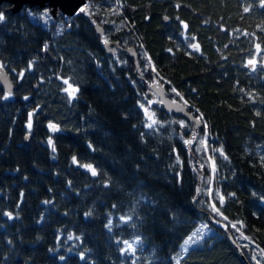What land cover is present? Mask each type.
Instances as JSON below:
<instances>
[{
	"label": "trees",
	"instance_id": "trees-1",
	"mask_svg": "<svg viewBox=\"0 0 264 264\" xmlns=\"http://www.w3.org/2000/svg\"><path fill=\"white\" fill-rule=\"evenodd\" d=\"M262 3L87 0L84 14L69 16L1 2L0 66L13 91L4 99L0 89V264H176L182 241L212 215L208 189L236 247L210 226L178 264H256L254 249L264 256ZM45 8L51 18H41ZM105 41L118 43L114 56ZM155 79L202 121L193 146L184 143L193 125L152 102L156 122L146 125ZM124 241L137 246L123 251Z\"/></svg>",
	"mask_w": 264,
	"mask_h": 264
},
{
	"label": "water",
	"instance_id": "water-1",
	"mask_svg": "<svg viewBox=\"0 0 264 264\" xmlns=\"http://www.w3.org/2000/svg\"><path fill=\"white\" fill-rule=\"evenodd\" d=\"M1 2H7L12 5V12L19 11L23 6H33L36 5L40 8L48 6L52 10H59L62 13L73 16L77 12L81 5L86 3V0H0ZM84 14L85 12H80ZM93 29L95 34L102 39L103 31L102 27L96 23H93ZM119 45L117 42L107 41L102 42V49L108 56H114ZM126 58L132 60L135 71L138 72V65L136 61V52L134 48L130 47L125 50ZM0 89L5 94L9 95L13 91V84L10 81L9 76L5 70L0 66ZM146 96L148 99L154 103L157 107H161L166 113H171L173 115L180 116L186 123L192 124L194 130L200 129L202 127V121L195 117L191 112L188 111L187 106L176 100H171L166 95V90L159 79H155L152 83L146 85ZM28 140V135L25 136L23 144L26 145ZM208 224L226 233L228 240L231 245L236 247L232 237L226 232V225L217 219L208 218Z\"/></svg>",
	"mask_w": 264,
	"mask_h": 264
},
{
	"label": "rangeland",
	"instance_id": "rangeland-1",
	"mask_svg": "<svg viewBox=\"0 0 264 264\" xmlns=\"http://www.w3.org/2000/svg\"><path fill=\"white\" fill-rule=\"evenodd\" d=\"M86 2H87V0H86ZM136 73L139 74V70ZM149 102L150 101L147 98V104H146V106H144V112H145V115H146V125L147 126H149V125L152 126V125L155 124L156 121H155L154 116L152 115V113L149 110ZM187 131L189 132V137L187 139H185V141H190V143H185V141H184V143L189 148V147H191V146H193L195 144L198 136H197V133H196V131L194 129L187 130ZM203 140H204V138H203ZM209 191H210V189L207 190L208 209L211 211L212 215H208L205 218L206 220H203V221L198 222L197 226L193 229V231L182 241V243L179 246V256H177L176 259H175L176 264H178V260L180 258H182L188 252V251L187 252H184L182 250V245H183L184 241L189 236H191L193 233H197V236L194 238L197 242L196 243H191L190 242V246L188 247V250L190 248H192V247H195V246L199 245L206 237H209L213 233V231L211 230L212 228L210 227L211 225H209L207 223L208 222L207 221V218L208 217H210V218L215 217V219H218V220L221 219V216H220L219 212L213 210L214 205L212 204V200H211V196H210V192ZM201 193H202V188L201 187H198V189H197V196H199ZM198 230H199V232H198ZM240 239H245V238H242V236H240ZM136 246H137V244L135 242L132 243L133 250H134V248ZM126 248H127V245L124 244L123 250L126 249ZM132 251H129V252H132ZM251 259H252V261L255 260L256 264H259L258 263L259 261L262 264H264V256L257 249H254L253 256L251 257Z\"/></svg>",
	"mask_w": 264,
	"mask_h": 264
},
{
	"label": "snow or ice",
	"instance_id": "snow-or-ice-1",
	"mask_svg": "<svg viewBox=\"0 0 264 264\" xmlns=\"http://www.w3.org/2000/svg\"><path fill=\"white\" fill-rule=\"evenodd\" d=\"M261 6L264 7V3H262ZM86 8H87V4L85 3L84 5H81V6L78 8V10H77V12H76L75 14L78 15L80 12H85V11H86ZM25 11L27 12V14H28L29 16H33V15H34L31 9H25ZM50 12H51V10L48 9V8L43 9V10H42V13H41V18H51V16H50ZM61 18H63V14H62V13H61ZM4 20H5V15H4L2 12H0V22H3ZM69 26H71V25H69ZM185 27H187V25H185ZM105 43L107 44V41H105ZM46 47H47V46H45V48H46ZM192 47H193V48H197L198 46H196V45H192ZM249 63H252V62L250 61ZM22 75H23V74H21V76H22ZM64 83H65V84H68V81L65 80ZM65 91H67V89H65ZM77 91H78V88H73L72 91L69 92V96H70V98L75 99V93H76ZM9 95H10V93H9ZM3 98H4V99H7V98H8V95H5ZM24 99H28V97H24ZM29 115L31 116V113H30ZM181 123H182V122H181ZM149 126H150V125H149ZM182 126H183V123H182ZM29 127H31V121H29ZM48 127H49L50 129H52V130H55V129H56V126H55L54 124H51V123L48 125ZM185 143H190V141H185ZM49 144H51V140H49ZM90 147H91V146H90ZM54 150H55V149H53V151H54ZM73 162H74V163L76 162V158H75V157H73ZM83 167H85L86 169H88V170L91 172V174H92L93 176H95V175L97 174V173H96V170L92 167V165H83ZM222 201H223V198H221V202H222ZM45 203H47V201H46ZM213 210H214V211H218L215 207H213ZM5 215H7L9 219H12V216H11L10 213H5ZM89 215H90V213H89ZM127 219H130V217H128V218L121 217V220H122V221H126ZM109 225H111V221H109ZM198 232H199V230H198ZM196 236H197V233H193L191 236H189V237L184 241V243H183V245H182V250H183L184 252H187V251H188V247L190 246V242H191V243H196V242H197V241L194 239ZM69 238H71V237H69ZM124 244L127 245V248L124 249L123 251H132V250H133L132 244H130L128 241H124ZM60 259L63 260L64 257L61 256ZM81 259H84L83 255H81Z\"/></svg>",
	"mask_w": 264,
	"mask_h": 264
}]
</instances>
